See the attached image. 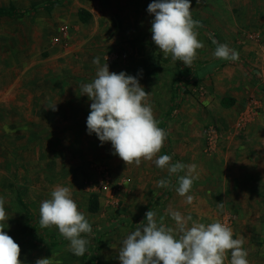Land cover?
Returning <instances> with one entry per match:
<instances>
[{
    "label": "rangeland",
    "instance_id": "obj_1",
    "mask_svg": "<svg viewBox=\"0 0 264 264\" xmlns=\"http://www.w3.org/2000/svg\"><path fill=\"white\" fill-rule=\"evenodd\" d=\"M151 2L0 0V9L28 11L0 18V197L8 218L4 231L20 246L22 264L53 253L59 264H88L94 251L97 264H120L121 242L149 210L168 227H174L170 209L191 216L189 226L225 218L235 223L253 210L250 172L264 170V0H190L193 20L206 25L195 29L204 47L191 68L159 53ZM212 33L239 53L237 61L214 58ZM96 57L110 72L137 77L150 93L147 102L166 133L158 156L196 165L192 204L175 191L187 169L169 176L152 161L127 167L110 142L101 146L88 134L91 101L80 86L95 78ZM161 179L168 187L157 186ZM57 185L71 189L93 229L82 234L90 241L84 256L74 255L57 229L39 225L40 204ZM53 236L62 241L57 247L50 244ZM230 258L229 252L224 264Z\"/></svg>",
    "mask_w": 264,
    "mask_h": 264
},
{
    "label": "clouds",
    "instance_id": "obj_2",
    "mask_svg": "<svg viewBox=\"0 0 264 264\" xmlns=\"http://www.w3.org/2000/svg\"><path fill=\"white\" fill-rule=\"evenodd\" d=\"M199 3V0H197ZM190 0H152L147 11L154 17L151 21L152 41L165 59L181 61L191 68L197 58V50L204 47L198 40L195 29L202 27L192 18ZM213 52L214 58L237 61L239 53L227 44H219ZM108 61V57H106ZM97 65L95 78L82 84L81 91L91 101L86 121L89 135L95 134L101 142L111 143L113 155L118 156L126 166L141 161H152L157 168L166 169L169 176L187 169L178 177L175 189L184 203L192 204L188 195L193 180L198 179L196 165L171 163L169 155H159L164 146L166 133L158 126L153 109L147 102V93L137 77L125 72H110L108 63L100 64V58L93 59ZM6 132L9 131L5 126ZM155 158V159H154ZM170 181L161 179L160 188L168 187ZM51 198L41 202L39 225L41 228H55L69 241V250L76 256H84L90 241L82 234L91 235L93 229L85 215L79 211L69 187L57 185L50 193ZM5 200L0 197V264H22L20 246L5 231L8 218ZM223 207V203H218ZM174 221V227L164 224L163 217L158 223L156 213H145L146 221L137 224L121 242L118 251L120 264H224L231 253L229 264H249L244 240L233 238V232L226 223L219 220L208 224L193 222L191 216L178 211L167 213ZM115 249V245L110 244ZM35 264H59L53 253L51 258H39Z\"/></svg>",
    "mask_w": 264,
    "mask_h": 264
},
{
    "label": "crops",
    "instance_id": "obj_3",
    "mask_svg": "<svg viewBox=\"0 0 264 264\" xmlns=\"http://www.w3.org/2000/svg\"><path fill=\"white\" fill-rule=\"evenodd\" d=\"M264 148V145H263ZM262 148V149H263ZM261 144H257V151L262 150ZM259 154H257L258 157ZM255 176L248 184L249 188L255 190L252 194V198L256 200L253 205V210L249 214L241 215L240 219L236 220L235 223H230L228 227H233V233L237 238L244 240L243 248L250 257L257 263H264V193L262 194L261 189H264V170L254 169ZM225 186L227 185L224 182ZM248 186H246L248 188ZM263 192V191H262ZM261 194V195H259Z\"/></svg>",
    "mask_w": 264,
    "mask_h": 264
},
{
    "label": "trees",
    "instance_id": "obj_4",
    "mask_svg": "<svg viewBox=\"0 0 264 264\" xmlns=\"http://www.w3.org/2000/svg\"><path fill=\"white\" fill-rule=\"evenodd\" d=\"M50 9H47V11H49ZM28 13V11H20V10H18L17 8H15V7H10L8 10H6V9H0V18H3V17H5V18H17V17H19V16H25L26 14ZM201 24H202V27H199V28H206L205 26V22H203V21H199ZM213 40H215V41H217L218 42V40H217V37L212 33V39H211V43H212V41ZM219 43V42H218ZM213 44V43H212ZM220 44V43H219ZM214 45V47L216 48L217 47V45L216 44H213ZM192 70L191 71H189L188 73H186V75H184V77L181 79V82H180V84H179V86L178 87H176V89H174V93H175V97L176 96H178V95H180V91H181V88L183 87L184 88V86H186V84H187V78H189L190 76H191V74H192ZM177 98H173V106H172V108H171V110H170V112H172L173 110H174V104H175V100H176ZM34 228V227H33ZM35 229H31V230H29L28 231V234H31V233H33V235L35 236ZM36 237V236H35ZM59 238L60 237H58V236H53V237H51V246H53V247H57V246H59L60 244H61V240H59ZM98 240V239H97ZM98 247H96V249H97ZM97 252L96 251H94L92 254H91V256H90V259H91V263H88V264H97V262H98V256H97V254H96Z\"/></svg>",
    "mask_w": 264,
    "mask_h": 264
},
{
    "label": "built area",
    "instance_id": "obj_5",
    "mask_svg": "<svg viewBox=\"0 0 264 264\" xmlns=\"http://www.w3.org/2000/svg\"><path fill=\"white\" fill-rule=\"evenodd\" d=\"M230 222H231L230 218H225L222 223H226L227 226H229Z\"/></svg>",
    "mask_w": 264,
    "mask_h": 264
}]
</instances>
